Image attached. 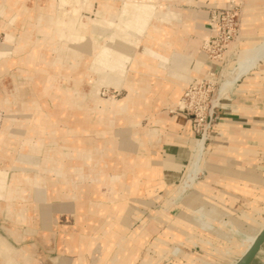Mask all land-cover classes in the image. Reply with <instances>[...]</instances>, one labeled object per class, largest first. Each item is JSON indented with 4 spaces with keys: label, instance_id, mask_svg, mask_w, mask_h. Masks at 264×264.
Masks as SVG:
<instances>
[{
    "label": "rangeland",
    "instance_id": "obj_1",
    "mask_svg": "<svg viewBox=\"0 0 264 264\" xmlns=\"http://www.w3.org/2000/svg\"><path fill=\"white\" fill-rule=\"evenodd\" d=\"M34 1L46 2L44 6L51 7L32 9V13H28L31 15V19L29 17L27 19L31 20L32 24H22L18 20L8 24L7 18L0 15V237L6 238L18 254L26 251L27 257L31 258L33 262L51 264L50 260L56 259L60 255V240L58 241V239L62 232L58 231L56 227H52L48 231L42 226V217L38 209L41 203L45 204L46 202L37 201L35 194L30 191L47 187L48 197L54 196L57 187L53 183L60 181L58 185L60 194H70L69 191L72 187L70 177L77 169V164L81 165L86 157L93 156L95 153L104 154L107 140H124L120 135L123 122L118 119H126L127 113L114 109H120L119 102L123 105L127 104L125 100L129 96L127 82L130 77H138L132 70L155 73L154 65L159 63L157 61L160 59L159 61L165 62L166 59L163 56L160 58V56L152 57L150 55L156 52L153 47L170 48L164 41L165 35H160L158 26L168 27L175 23V19L180 18L178 11L171 8L197 10V7L207 0ZM212 1L214 6L209 9V12L218 6L216 0ZM102 3L115 9V16L112 18L114 24L110 28L114 39H107L102 35L99 37L92 31L91 33L88 31V29L97 28L100 17L107 15L108 9L103 10L104 13L100 14ZM238 5L240 6V33L238 39L229 49L231 52L229 61L224 67L221 85L225 80L226 72L235 66L242 55L250 47L259 45L264 40L251 42L243 39L241 20L245 14V0H241ZM25 12L26 10H23L22 13L17 12V16L24 15ZM53 27L57 30L54 33V40H49L47 31L39 32V30L45 31ZM6 31L12 32L17 39L14 40L12 34H7ZM29 36L33 39L26 43L24 38ZM76 36H85L86 39L94 37L92 40L94 46L86 54L90 62L88 60L85 63L81 60L82 62L76 65H64L63 62L66 63L72 54L75 55L71 58L72 61H80L86 53L85 49L81 48L83 46L81 43L86 40L80 43L71 39ZM66 37H70V40H67ZM121 42L124 43L123 47L120 46ZM204 42L200 45V51L203 53ZM26 44H28L27 48L21 47ZM146 45L151 47L147 55L144 53ZM101 46L108 54L110 63L108 66L99 61L105 55ZM115 47L117 50L114 49ZM100 48L101 54L93 58ZM141 52L144 56H141ZM31 53L37 54L38 57L35 59L37 61L34 60L33 65L26 66L23 59ZM51 63L53 64L50 65ZM119 65L124 67L122 72L112 71L115 66ZM63 68L73 69L72 72L79 69L78 71L81 72L72 73L64 71ZM38 70H42V72ZM113 76L115 81L107 82ZM194 78L189 76L185 85L182 86V94ZM221 88L222 86H220V91ZM220 96L217 109L219 118L216 120L215 126L208 130L205 142L204 140L200 141L201 133L196 136V139L199 140H196V145L198 146L197 142H201V144L198 146L199 149L197 146L195 147L189 174L171 190L169 197L172 199L169 198L168 201L156 204L154 208L148 210L144 206L146 209L144 215L142 214L143 217H139L137 221L130 219L131 226H129L127 235L133 233L143 221L145 227L152 230L148 239L149 244L142 251L145 263L139 259L132 264H228L231 257L226 256L229 252L234 254L235 250L228 248L225 244L223 247L228 249L222 247L220 250L222 243H220V239H216L215 235L213 236V232L204 234V242L189 249L185 247L187 244L181 242L182 239L172 242L170 238L173 236L166 226L171 219L177 217L181 207L184 209L183 204L190 194L201 192L200 183L207 182L206 180L209 178H217L209 171L207 165L213 163L211 159L214 157L216 149L220 147L219 125L221 119L227 113L232 112L231 109L236 102L242 100L247 102V105L252 106L257 103L260 108H263L264 61L259 62L247 76L239 78L232 88L225 90ZM136 106L133 108L136 109ZM179 106H182L180 101L174 106L176 109L172 111H177ZM110 107L114 108L110 109ZM133 110L129 108L128 112ZM106 112H110L109 116L112 119L109 126L106 125ZM126 122L128 123L127 120ZM130 124L132 132L136 130L133 125L139 124V122ZM147 124V121H143L142 126L147 127ZM151 135L152 133L148 134V136ZM129 138L134 139V135L131 134ZM61 149L64 151V155L59 152ZM129 152L125 150L118 152L116 158L121 159L122 156L130 158L134 153ZM60 156L62 157L59 158ZM104 157L93 174H101L105 171L106 163L112 161L109 157ZM62 162L65 163L64 169L60 165ZM56 168L62 169L56 171ZM103 173L105 174V172ZM22 175H30L28 183H18V178H26ZM44 181H49L52 185H45ZM98 187L102 193L109 192L108 187L104 184ZM182 187H184L182 194L178 196L177 192ZM212 187L216 191H220V184L214 182ZM20 189L24 193L15 194V191ZM75 190L78 194L81 192L78 187ZM133 203L135 204V202ZM134 204L132 206L134 209L143 210L144 207ZM173 209L177 211L172 214L170 211ZM24 210L29 213L26 217L8 215L9 211L16 214ZM157 211H160L159 215L156 214ZM201 224L198 225L213 227L207 223ZM10 231H13L15 235L9 234ZM230 234L234 235L238 243L243 245L247 234L237 230L230 231ZM158 236L165 242L156 241ZM44 237L45 239H43ZM151 244L159 246V250ZM188 252L193 255L185 259ZM198 256H203V259L200 260ZM1 262H4L3 257H1ZM18 262L27 264L25 260ZM253 264H264V249Z\"/></svg>",
    "mask_w": 264,
    "mask_h": 264
},
{
    "label": "crops",
    "instance_id": "obj_2",
    "mask_svg": "<svg viewBox=\"0 0 264 264\" xmlns=\"http://www.w3.org/2000/svg\"><path fill=\"white\" fill-rule=\"evenodd\" d=\"M33 1L0 0V15L7 18L8 24L17 20L22 24H32L31 20H27L31 17L28 13L31 14L32 9L51 7L44 6L46 2ZM216 1L218 6L214 8L217 9H230L241 2ZM212 2H203L197 10L171 8L178 11L180 18H174L175 23L168 27L158 26L160 35H165L164 41L170 48L153 47L166 59L164 65L161 62L154 65L155 73L132 70L138 77H130L127 82V104L119 102L120 109H114L127 113L126 119H118L123 122L120 131L122 140L134 135V147L120 150L134 153L133 157H126L130 161H126L125 156L124 159L123 156L117 159L116 154L106 156L112 161L106 163L105 174L87 172L77 164V169L70 177L71 193L66 194L69 196L60 194V181L53 183L57 187L54 196L48 197V189L45 188L47 202L41 203L38 209L42 226L48 231L56 227L62 232L58 239L60 255L50 260L51 264H132L139 259L145 263L142 251L149 244L152 230L145 227L143 221L133 233L127 235L130 221L143 217L146 208H154L156 204L172 199L169 197L171 190L189 174L196 147L197 139L191 129L190 118L172 110L181 100V89L189 76L221 74L222 64L209 60L200 51V45L210 34L209 9L214 6ZM23 10H26L25 14L17 16V12L22 13ZM241 27L245 41L259 42L264 39V0H245ZM6 33L17 39L12 32ZM135 105L142 111L128 112ZM231 110L219 125L220 147L211 159L215 164L207 165L217 178L200 183L201 192L190 194L183 204L184 209L181 207L177 217L166 225L173 236L170 240L176 242V239H182L181 242L187 244L185 247L189 249L203 243L204 234L213 232V236L222 243L220 250L223 244L235 250L234 254L228 250L226 257H231L228 264L238 258L244 249V245L239 244L230 231H242L247 234L246 238L264 224V106L260 108L257 103L250 106L242 100L236 102ZM109 115L110 112H106L107 126L112 123ZM126 120L128 123L139 122L133 125L135 131H130L132 125ZM143 121H147V127L142 126ZM149 133L152 135L148 136ZM59 152L64 155L62 149ZM60 165L65 168V163ZM114 175L122 177L118 183L110 184L107 179ZM44 182L45 185L51 184L49 181ZM214 182L220 184V191L212 187ZM102 184L108 187L109 192H100L98 186ZM76 187L81 190L79 194ZM132 202H135V206L146 208L136 210ZM175 211L173 209L170 213ZM196 213L213 222V227L199 226ZM16 214L26 217L29 213L24 210ZM156 214L159 215L160 211ZM8 215L17 216L11 211ZM66 226L69 227L66 229ZM9 234L15 235L13 231ZM160 240L158 236L156 241L162 243L163 240ZM151 246L159 250V246ZM263 249L264 245L256 259ZM191 255L188 252L185 259ZM19 257V261L37 264L27 257L26 251ZM202 257L198 256L200 260Z\"/></svg>",
    "mask_w": 264,
    "mask_h": 264
},
{
    "label": "bare ground",
    "instance_id": "obj_3",
    "mask_svg": "<svg viewBox=\"0 0 264 264\" xmlns=\"http://www.w3.org/2000/svg\"><path fill=\"white\" fill-rule=\"evenodd\" d=\"M63 1H65V0H63ZM67 3H69V2H67ZM66 3V4H67ZM61 4V3H60ZM61 6V5H60ZM112 8V6H109V5H107V4H101L100 5V11H101V13L100 14H103L104 12H103V10H107L108 9V11H107V15H102L101 17H100V19L98 20V27L97 28H94V29H92V30H90V29H88V31H89V33H91V31L95 34V35H99V37H100V35H102V36H105V37H107V39H114V37L111 35L112 34V32L110 31V28L112 27V25L114 24L113 22H112V18L115 16V9H111ZM59 24V23H58ZM62 27V26H61ZM46 32L47 31V34H48V37H49V40H54L55 38H54V33L57 31L54 27L53 28H51V29H46L45 31L43 30H39V32ZM51 33V34H50ZM50 34V35H49ZM101 36V37H102ZM93 38L94 37H88L87 39L85 38V36H76V38H73V37H71V39H73V40H75L76 42H83L84 40H86V42H84V43H81L83 46H81V48H83V49H85V51H86V53H85V55L80 59V61H72L71 60V58L73 57V56H75L74 54H72L71 56L72 57H70V59H67L68 61H66V63L65 62H63L64 63V65H66V64H68V65H76V64H79L80 62H82V61H85V63L86 62H88V60H89V62H90V59H87V56H86V54L90 51V49L91 48H93V44H92V40H93ZM33 39V37H31V36H29V37H25L24 38V41L26 42V43H28L29 42V40H32ZM66 39L67 40H70V37H66ZM27 45L28 44H26V45H22L21 47L22 48H27ZM120 46L121 47H123L124 46V43H122L121 42V44H120ZM119 46V47H120ZM80 48V49H81ZM101 48H103V46H101ZM101 48L97 51V53H95V55L93 56V58H96V56L98 55V54H101ZM150 46L149 45H146L145 46V55H147V52H149V50H150ZM79 49V48H78ZM115 50H117V48L115 47L114 48ZM96 51V50H95ZM245 51V50H244ZM102 52L105 54L102 58H100V63H102L103 65H105V66H108L110 63H109V60H108V54L106 53V51H105V49L103 48V50H102ZM244 53V52H243ZM152 57H154V55L155 56H160V58H161V54H159L158 52H153V53H151L150 54ZM101 56V55H100ZM141 56H144V54L142 53V55ZM38 56H37V54L35 53V54H33V53H31V54H29V55H27L26 56V58H24L23 59V63H24V65H26V66H30V65H33L34 64V60L37 58ZM85 57H86V59H85ZM69 60H71V61H69ZM82 60V61H81ZM162 60V59H161ZM37 60H35V62H36ZM262 61H264V40H263V42L261 43V44H259V45H254V46H252V47H250L243 55H242V57L237 61V63L235 64V66L232 68V69H230V70H228L227 72H226V76H225V80H224V82H223V85H221L222 86V88H221V91H220V94L221 93H224V91L225 90H227V89H230V88H232L234 85H235V83H236V81L239 79V78H241V77H244V76H247L248 74H249V72L251 71V70H253L255 67H256V65L259 63V62H262ZM92 62H93V59H92ZM157 62H161V63H165V62H163V61H157ZM57 63V62H56ZM53 63H51L50 65H52ZM124 67L123 66H115V68H113L112 69V71H118V72H122L124 69H123ZM63 70L64 71H68V72H72V70L73 69H70V68H63ZM79 70V69H78ZM73 71L72 73H80L81 71ZM38 71H40V72H42V70H38ZM84 72V71H83ZM115 81V77L113 76V77H111V78H109L108 79V81L107 82H111V81ZM134 108L133 107H131L130 108V110H133ZM129 110V109H128ZM134 112H138V113H140L141 111H142V109L141 108H139V106L137 105L136 106V109H134L133 110ZM132 111V112H133ZM129 125H131L130 124V122L128 123ZM70 140V139H69ZM201 141V140H200ZM203 142V141H202ZM106 144H105V148H104V154H97V153H95L93 156H88V157H86L83 161H82V163H81V166L84 168V170L85 171H87V172H92L93 173V171H95V170H97L98 169V166H99V163L102 161V160H104V156H110V155H113V154H118V152H120V150L122 149V148H124L125 150L126 149H131L132 147H134V145H135V141L133 140V139H131V138H128V139H124L123 141H118V140H115V139H111V140H107L106 142H105ZM142 143V142H141ZM197 144H198V146H199V144H201V142H197ZM203 144V143H202ZM197 146V145H196ZM197 146V147H198ZM198 149H199V147H198ZM130 153V152H129ZM124 154H125V152H124ZM102 155H104V156H102ZM131 155V154H130ZM202 156V155H201ZM62 156H60L59 158H61ZM131 157H133V156H131ZM130 157V158H131ZM128 158V157H127ZM127 158L125 159L126 161H128L127 160ZM197 158V157H196ZM195 158V159H196ZM122 159H124V157L122 158ZM112 160V159H111ZM133 160V159H132ZM130 161V160H129ZM197 161V160H196ZM198 162V161H197ZM78 163V162H77ZM125 164V163H124ZM133 164V163H132ZM80 165V164H79ZM128 166V165H127ZM134 166V165H133ZM200 168V167H199ZM193 171V170H192ZM193 173V172H192ZM199 174V173H198ZM22 176H25L26 178H24V177H21V178H18V183H28L29 182V180H30V175H22ZM122 176L121 175H114V176H109L108 177V181H109V183L110 184H116V183H118V180H120V178H121ZM192 177H193V175H192ZM197 177V176H196ZM189 178V177H188ZM187 178V179H188ZM195 179V178H194ZM188 182V181H187ZM67 184V183H66ZM51 185V184H50ZM186 185V184H185ZM195 186V185H194ZM185 187V186H184ZM184 187H182L181 189H180V191H178L177 192V194H178V196L180 195V194H182L181 192H182V190H183V188ZM45 188L46 187H42L41 189H38V190H33L32 192L30 191V193H32V194H35V196L37 197L36 199H37V201H45V202H47V199H46V190H45ZM52 188V187H51ZM50 188V189H51ZM52 190V189H51ZM185 190V189H184ZM81 191V190H80ZM94 191V190H93ZM95 192V191H94ZM20 194V193H24L23 192V190H16L15 191V194ZM53 196V195H52ZM177 196V197H178ZM70 199V198H69ZM46 204V203H45ZM73 206V205H72ZM124 206H122V208H123ZM68 208V207H67ZM69 209V208H68ZM15 215H17V216H19L18 214H15ZM196 221L198 222V224H201V223H207V224H209V225H213L214 223L213 222H211V221H209V219H207L204 215H202V214H200V213H196ZM21 219V218H20ZM231 223V222H230ZM202 225V224H201ZM226 226V225H225ZM221 227V226H220ZM227 227V226H226ZM229 227V226H228ZM264 229V224L260 227V229L258 230V231H256L254 234H252V235H250V236H247L246 238H245V241H244V243H243V245H244V251L242 252V254H241V256L237 259V260H235L232 264H236L245 254H246V252L251 248V246L254 244V242H255V240H256V238L258 237V235L261 233V231ZM242 238V237H241ZM0 259H1V257H3V260H4V262H2L1 264H20L18 261V257H19V254L17 253V252H15L14 251V248L12 247V245H10V243L7 241V239L6 238H3V237H0Z\"/></svg>",
    "mask_w": 264,
    "mask_h": 264
},
{
    "label": "built area",
    "instance_id": "obj_4",
    "mask_svg": "<svg viewBox=\"0 0 264 264\" xmlns=\"http://www.w3.org/2000/svg\"><path fill=\"white\" fill-rule=\"evenodd\" d=\"M239 8V5H235L230 9L215 8L210 12V34L203 44V50L209 60L222 64L221 74L208 73L203 77L194 78L183 92L180 100L182 106L177 108L178 112L190 118L193 132L196 136L201 133L200 140L204 142L208 130L215 126L219 118L217 109L221 99V79L224 67L229 61V49L240 33Z\"/></svg>",
    "mask_w": 264,
    "mask_h": 264
},
{
    "label": "water",
    "instance_id": "obj_5",
    "mask_svg": "<svg viewBox=\"0 0 264 264\" xmlns=\"http://www.w3.org/2000/svg\"><path fill=\"white\" fill-rule=\"evenodd\" d=\"M223 79V76H222ZM264 245V229L256 238L254 244L236 264H252Z\"/></svg>",
    "mask_w": 264,
    "mask_h": 264
}]
</instances>
